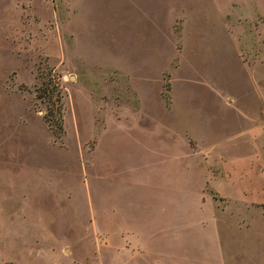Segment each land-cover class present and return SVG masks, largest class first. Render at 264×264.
Instances as JSON below:
<instances>
[{"label":"rangeland","instance_id":"rangeland-1","mask_svg":"<svg viewBox=\"0 0 264 264\" xmlns=\"http://www.w3.org/2000/svg\"><path fill=\"white\" fill-rule=\"evenodd\" d=\"M263 130L264 0H0V264L106 263L124 228L264 264Z\"/></svg>","mask_w":264,"mask_h":264},{"label":"crops","instance_id":"crops-1","mask_svg":"<svg viewBox=\"0 0 264 264\" xmlns=\"http://www.w3.org/2000/svg\"><path fill=\"white\" fill-rule=\"evenodd\" d=\"M236 112L245 119L246 122V130L241 132L240 134L236 135L233 140L236 141L235 146H239L241 144L246 145H253L252 141L254 139L253 134V115L244 111L238 105L234 106ZM262 137L264 139V130L262 132ZM240 141V142H238ZM223 166L222 169L224 170V174L217 176L212 174L211 169L207 167L210 171L208 175V179L212 177L215 178H226L229 180H236L237 178H242L243 175L234 174L237 172L236 166L234 164H226L221 165ZM251 170L257 172L258 175L264 176V167L259 168V166L250 163ZM254 172V173H255ZM246 175V174H245ZM106 234V233H105ZM156 232L150 229H134V230H127L126 228L118 231V238L117 239H109L110 244H105L104 248H107L104 252L108 254V263L109 261H115L116 264H173L172 260L168 259V257H172L171 252L167 248H161L159 246H155L151 244V241L156 236ZM108 237L111 235V232H107ZM213 238L210 240V243L218 244L221 236L218 232H215L212 235ZM54 253L57 252L54 248L51 249ZM212 253V252H210ZM170 254V256H169ZM54 264L55 261L53 262ZM102 262V264H106ZM40 264V263H39ZM52 264V263H49ZM60 264V261H58ZM197 264H230L227 263L226 260L217 258L214 254H210L208 259L207 257L203 256L197 262ZM241 264V263H237Z\"/></svg>","mask_w":264,"mask_h":264},{"label":"trees","instance_id":"trees-1","mask_svg":"<svg viewBox=\"0 0 264 264\" xmlns=\"http://www.w3.org/2000/svg\"><path fill=\"white\" fill-rule=\"evenodd\" d=\"M52 90H53L52 87L49 88V82H44L38 88L39 96L50 95L51 94L50 91ZM52 102L57 104L56 110H53V108L50 105H48V111L44 114V117L47 120L48 124L51 125L53 132H59V131H62L61 102H60L59 93H57V97Z\"/></svg>","mask_w":264,"mask_h":264}]
</instances>
